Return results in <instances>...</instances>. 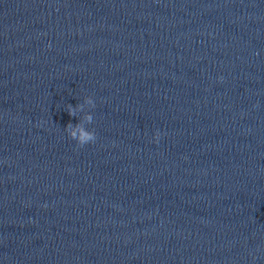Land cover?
Segmentation results:
<instances>
[{"label": "clouds", "instance_id": "clouds-1", "mask_svg": "<svg viewBox=\"0 0 264 264\" xmlns=\"http://www.w3.org/2000/svg\"><path fill=\"white\" fill-rule=\"evenodd\" d=\"M68 114H69V116L75 115V110L72 108L71 105L68 106ZM87 119L89 121H91L92 117L89 116V117H87ZM71 127H73V126L71 124H69L68 126H66V130H67V128H71ZM75 127H80V126L76 125ZM70 138L75 140L79 146H84L85 144H88L90 142H94L96 139V136H95L94 131L84 133L80 136H77L76 133L73 131L70 133ZM158 139H159V133H157V140Z\"/></svg>", "mask_w": 264, "mask_h": 264}]
</instances>
